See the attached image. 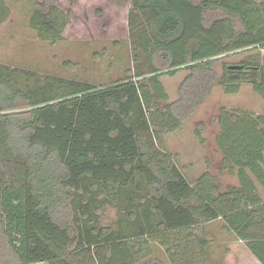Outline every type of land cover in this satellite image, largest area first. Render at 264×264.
Returning a JSON list of instances; mask_svg holds the SVG:
<instances>
[{
  "label": "trees",
  "instance_id": "16d2710c",
  "mask_svg": "<svg viewBox=\"0 0 264 264\" xmlns=\"http://www.w3.org/2000/svg\"><path fill=\"white\" fill-rule=\"evenodd\" d=\"M29 1L39 39H63L69 10ZM107 1L130 3L124 78L101 86L0 63V264H164L156 252L209 264L204 226L216 220L234 236L229 263L264 264V113H216L221 167L237 185L208 171L188 181L159 145L215 84L232 94L247 83L264 101V0ZM244 51L241 68L217 75L221 56ZM180 69L171 101L160 77ZM107 205L114 226L101 224Z\"/></svg>",
  "mask_w": 264,
  "mask_h": 264
},
{
  "label": "rangeland",
  "instance_id": "374dc122",
  "mask_svg": "<svg viewBox=\"0 0 264 264\" xmlns=\"http://www.w3.org/2000/svg\"><path fill=\"white\" fill-rule=\"evenodd\" d=\"M5 3L9 13L0 24V63L101 86L124 78L132 66L127 26L130 3L115 8L107 0H58L59 7L69 10L70 17L62 33L63 39L54 43L39 39L29 26L33 10L29 0H6ZM259 52L264 63V48ZM248 54L244 51L221 56L214 66L217 75L223 72V64H238L240 58ZM186 74L187 70L180 69L174 75L160 77L169 100L178 98V86ZM231 107L264 113V101L249 84L244 83L237 93L232 94H226L215 84L179 129L162 132L159 145L173 155L188 181L193 182L208 171L222 188L238 184L234 174L222 169L221 154L215 143L218 130L216 113L220 108ZM197 126L204 138L203 143L194 133ZM258 190L262 195L263 189L259 185ZM101 216L103 225L114 226L118 219L116 209L108 205ZM222 225V220H216L204 226V231L211 238L209 264H231L225 257V247L229 241H234V236L226 233ZM235 251L238 252L236 247ZM156 254L164 264H168L162 252Z\"/></svg>",
  "mask_w": 264,
  "mask_h": 264
},
{
  "label": "water",
  "instance_id": "95a60500",
  "mask_svg": "<svg viewBox=\"0 0 264 264\" xmlns=\"http://www.w3.org/2000/svg\"><path fill=\"white\" fill-rule=\"evenodd\" d=\"M230 68H241V65L239 64H232V65H229Z\"/></svg>",
  "mask_w": 264,
  "mask_h": 264
},
{
  "label": "crops",
  "instance_id": "0c3cea01",
  "mask_svg": "<svg viewBox=\"0 0 264 264\" xmlns=\"http://www.w3.org/2000/svg\"><path fill=\"white\" fill-rule=\"evenodd\" d=\"M114 6V5H113ZM115 8H117L116 6H115Z\"/></svg>",
  "mask_w": 264,
  "mask_h": 264
}]
</instances>
